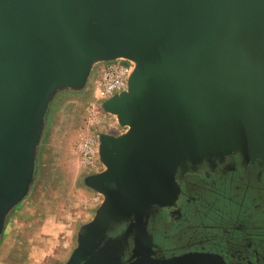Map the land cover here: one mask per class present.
Instances as JSON below:
<instances>
[{
  "label": "water",
  "instance_id": "1",
  "mask_svg": "<svg viewBox=\"0 0 264 264\" xmlns=\"http://www.w3.org/2000/svg\"><path fill=\"white\" fill-rule=\"evenodd\" d=\"M116 59L135 67L103 108L127 131L101 136L107 170L87 184L105 199L68 264H226L157 257L147 222L174 204L179 170L236 153L264 163V0H0V231L54 91Z\"/></svg>",
  "mask_w": 264,
  "mask_h": 264
},
{
  "label": "rangeland",
  "instance_id": "2",
  "mask_svg": "<svg viewBox=\"0 0 264 264\" xmlns=\"http://www.w3.org/2000/svg\"><path fill=\"white\" fill-rule=\"evenodd\" d=\"M107 62L110 61L95 62L81 87L57 88L48 101L27 189L3 218L0 264H68L78 248L82 228L94 221L102 206L104 195L87 184L88 178L107 170L100 160V139L103 135L118 137L127 131L115 115L105 111V101L96 100V82ZM87 141L97 149L94 165L84 164L79 153ZM244 170L246 173L235 177L238 189L234 199L189 191V210L183 212L182 219L196 215L191 206L194 207L193 198L199 197L197 205H209L211 212L202 208L198 213L225 231L232 246L239 250L250 246L264 255V246L257 243L263 236L257 224L248 228L247 222L235 218L240 200L245 201L246 215L256 217L264 210V192L257 188L255 167ZM223 201L232 202L235 211L224 213Z\"/></svg>",
  "mask_w": 264,
  "mask_h": 264
},
{
  "label": "flooded vegetation",
  "instance_id": "3",
  "mask_svg": "<svg viewBox=\"0 0 264 264\" xmlns=\"http://www.w3.org/2000/svg\"><path fill=\"white\" fill-rule=\"evenodd\" d=\"M251 165L255 167L258 175L257 188L264 192V163L260 160L247 161L237 153L200 163L193 168L179 170L176 174V182L180 192L174 204L158 207L147 222V232L154 244L153 249L156 251V256L167 258L192 252L208 253L221 256L226 264H264V255L257 249L248 246L239 250V247L232 246L225 231L219 230L211 218L207 221L208 216L202 217L199 214L202 208L206 209V212H211L209 205H197V201H200L199 197H192L194 207L191 206V211L196 215H193V218L182 219L183 212L189 210L187 203L191 197L190 192L200 196L221 195L228 200L234 199L238 189L235 177L246 173L244 169H248ZM261 195L259 197L263 198ZM244 202L243 200L237 202L241 208L235 218L240 219L241 223L247 222L250 226H247L248 228L253 227L254 223L257 224V229L263 236L259 239L260 242L256 241L264 246V210L256 213V217L252 214L246 215ZM222 205L224 213L235 211L230 201H223ZM121 231L119 230L113 236ZM126 259L124 257L123 261Z\"/></svg>",
  "mask_w": 264,
  "mask_h": 264
},
{
  "label": "built area",
  "instance_id": "4",
  "mask_svg": "<svg viewBox=\"0 0 264 264\" xmlns=\"http://www.w3.org/2000/svg\"><path fill=\"white\" fill-rule=\"evenodd\" d=\"M134 63L126 59L107 62L101 69L96 82V100L103 102L127 90V83L134 70ZM84 164H95L97 149L90 141L83 143L79 151Z\"/></svg>",
  "mask_w": 264,
  "mask_h": 264
},
{
  "label": "bare ground",
  "instance_id": "5",
  "mask_svg": "<svg viewBox=\"0 0 264 264\" xmlns=\"http://www.w3.org/2000/svg\"><path fill=\"white\" fill-rule=\"evenodd\" d=\"M135 65V64H134Z\"/></svg>",
  "mask_w": 264,
  "mask_h": 264
},
{
  "label": "crops",
  "instance_id": "6",
  "mask_svg": "<svg viewBox=\"0 0 264 264\" xmlns=\"http://www.w3.org/2000/svg\"><path fill=\"white\" fill-rule=\"evenodd\" d=\"M134 63V62H133Z\"/></svg>",
  "mask_w": 264,
  "mask_h": 264
}]
</instances>
